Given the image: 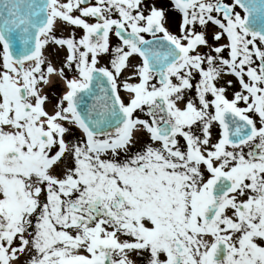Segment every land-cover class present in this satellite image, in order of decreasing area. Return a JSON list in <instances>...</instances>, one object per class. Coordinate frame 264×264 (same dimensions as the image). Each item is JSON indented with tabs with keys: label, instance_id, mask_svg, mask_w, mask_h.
Returning a JSON list of instances; mask_svg holds the SVG:
<instances>
[{
	"label": "snow or ice",
	"instance_id": "6c2138e0",
	"mask_svg": "<svg viewBox=\"0 0 264 264\" xmlns=\"http://www.w3.org/2000/svg\"><path fill=\"white\" fill-rule=\"evenodd\" d=\"M0 264H264V0H0Z\"/></svg>",
	"mask_w": 264,
	"mask_h": 264
}]
</instances>
